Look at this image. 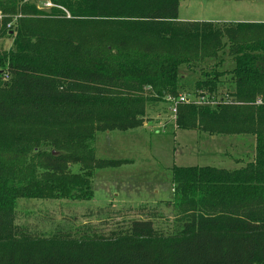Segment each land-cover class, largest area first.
<instances>
[{
	"label": "trees",
	"instance_id": "obj_1",
	"mask_svg": "<svg viewBox=\"0 0 264 264\" xmlns=\"http://www.w3.org/2000/svg\"><path fill=\"white\" fill-rule=\"evenodd\" d=\"M52 1L70 17L0 0L5 23L21 14L0 32L13 38L0 51V264H264V22L180 20V0ZM225 49L230 100L179 103L177 124L252 134L256 154L238 169L174 166L176 232H160L157 214L107 235L18 222L20 199L91 200L94 171L123 164L95 157L97 132L139 128L149 103L178 96L181 66ZM213 74L196 83L210 101Z\"/></svg>",
	"mask_w": 264,
	"mask_h": 264
},
{
	"label": "rangeland",
	"instance_id": "obj_2",
	"mask_svg": "<svg viewBox=\"0 0 264 264\" xmlns=\"http://www.w3.org/2000/svg\"><path fill=\"white\" fill-rule=\"evenodd\" d=\"M179 19L264 22V0H180ZM1 35L0 51L10 50L13 38ZM234 67L228 49L191 67L183 65L179 69L183 87L177 97L169 96L174 100L183 96L197 105L203 96L209 100L208 92L202 95L196 83L205 79L206 73H219L213 100L228 102L235 90L229 72ZM169 96L147 105L139 128L97 132L91 144L95 157L121 160L123 164L94 171L91 200L20 199L18 222L37 226L41 231L53 230L57 224H88L107 235L127 227L133 219L157 214L154 221L160 232H176L182 224L180 214L174 204L166 205L174 199L172 168L238 169L254 159L256 137L248 133H210L202 127L182 129L171 110L173 100ZM72 170L78 171L79 166L74 165ZM143 206L147 207L142 209Z\"/></svg>",
	"mask_w": 264,
	"mask_h": 264
},
{
	"label": "built area",
	"instance_id": "obj_3",
	"mask_svg": "<svg viewBox=\"0 0 264 264\" xmlns=\"http://www.w3.org/2000/svg\"><path fill=\"white\" fill-rule=\"evenodd\" d=\"M22 3H35L37 5V7H41L44 10H49L52 8H59L65 11V13L67 14V17H70V14L68 13V11L60 6L55 4L52 0H22ZM41 5V6H39ZM39 8V9H41ZM21 16V14L15 16L14 20ZM9 17L8 14L4 13L2 10H0V32H3V29H5V31H8L12 28V25L14 23V20L5 23L6 18ZM6 79H8V76L6 75ZM175 97L169 96L168 99L170 101H172L173 103V107H172V112L174 113V115H177V110H178V104L179 103H189L190 100L183 97V96H179L178 99H175ZM198 104H207V105H216L215 101H210L208 99L205 98V96H203L202 98H200V101L198 102Z\"/></svg>",
	"mask_w": 264,
	"mask_h": 264
}]
</instances>
